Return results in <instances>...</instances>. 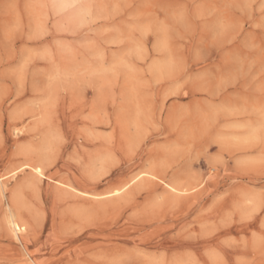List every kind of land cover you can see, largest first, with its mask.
I'll return each instance as SVG.
<instances>
[{
  "label": "rangeland",
  "instance_id": "rangeland-1",
  "mask_svg": "<svg viewBox=\"0 0 264 264\" xmlns=\"http://www.w3.org/2000/svg\"><path fill=\"white\" fill-rule=\"evenodd\" d=\"M53 1L0 0V264H264V0Z\"/></svg>",
  "mask_w": 264,
  "mask_h": 264
},
{
  "label": "bare ground",
  "instance_id": "bare-ground-1",
  "mask_svg": "<svg viewBox=\"0 0 264 264\" xmlns=\"http://www.w3.org/2000/svg\"><path fill=\"white\" fill-rule=\"evenodd\" d=\"M56 1V0H55ZM53 1V2H55ZM60 7L65 9L67 7H70L72 6L73 4H75L78 0H57ZM111 1V0H110ZM43 2V1H42ZM54 4V3H53ZM118 6V5H117ZM59 11V10H57ZM103 12V11H102ZM64 16V15H63ZM66 17V15H65ZM64 18V17H63ZM65 19V18H64ZM79 20V19H78ZM77 20V21H78ZM84 26V25H83ZM47 160V159H46ZM31 166V165H30ZM31 169V175L33 176L34 180L36 181H41L42 179H45V176H44V168L42 166H36V167H28ZM36 169H39V171H37ZM146 176V174H145ZM152 179L155 178L154 175H149ZM13 178V177H12ZM141 178V175H138L136 176V178L133 180V181H137ZM148 178V177H147ZM146 178V179H147ZM145 179V178H143ZM142 179V180H143ZM157 180V178H155ZM1 181V180H0ZM147 181V180H146ZM150 182V180H148ZM148 182V183H149ZM163 183V182H162ZM60 184V183H59ZM166 188L168 189V191H173V192H176L178 193L179 191L176 190L174 187L168 185V184H165L163 183ZM30 185V184H28ZM28 185H26L28 187ZM33 185V184H32ZM128 185V184H127ZM127 185L121 187V189L119 188V190H115L113 191L112 193L110 194H107V195H101V197H112V198H117V195H120L121 192L126 189ZM65 186V185H64ZM153 186V185H152ZM70 188V187H68ZM71 190H73L72 188H70ZM180 189V188H179ZM66 190V189H65ZM166 190V189H165ZM75 191V190H73ZM125 191V190H124ZM164 191V190H163ZM3 192H5V186L3 184L0 183V194L3 195ZM76 193L78 194H81V195H84V196H90L92 198H98V196H93V195H89V194H86V193H81V192H78V191H75ZM165 192V191H164ZM185 192V191H184ZM74 195V194H73ZM172 195V194H171ZM124 196V195H123ZM176 196V195H175ZM120 199V198H119ZM83 200V199H82ZM116 200V199H115ZM95 201V200H93ZM106 202V201H105ZM21 203V202H20ZM84 203V202H83ZM18 204V193L17 191H12L10 192L9 194V198H8V202H7V205H6V212H5V219H4V225H5V228H6V231L7 233L12 236L13 238H16L17 240L19 239V234H21L22 232L25 231V226L22 224L21 220L19 219V217L17 216L16 212H15V208ZM90 204V203H89ZM92 204V202H91ZM101 204V203H100ZM73 205V204H72ZM94 205V204H93ZM99 205V203H98ZM84 206V205H83ZM87 206V205H85ZM22 207V206H21ZM78 207V206H77ZM88 207V206H87ZM74 208V207H73ZM73 210V209H71ZM79 212V211H78ZM19 213V212H18ZM20 255V254H18ZM30 263L29 264H34L33 261H31V259L29 260Z\"/></svg>",
  "mask_w": 264,
  "mask_h": 264
},
{
  "label": "snow or ice",
  "instance_id": "snow-or-ice-1",
  "mask_svg": "<svg viewBox=\"0 0 264 264\" xmlns=\"http://www.w3.org/2000/svg\"><path fill=\"white\" fill-rule=\"evenodd\" d=\"M37 171H39V169H36Z\"/></svg>",
  "mask_w": 264,
  "mask_h": 264
}]
</instances>
